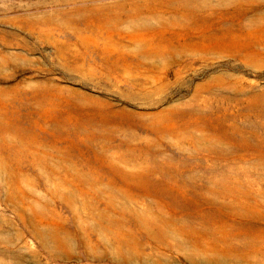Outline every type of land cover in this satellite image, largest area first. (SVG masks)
Segmentation results:
<instances>
[{"label": "rangeland", "instance_id": "374dc122", "mask_svg": "<svg viewBox=\"0 0 264 264\" xmlns=\"http://www.w3.org/2000/svg\"><path fill=\"white\" fill-rule=\"evenodd\" d=\"M0 264H264V0H0Z\"/></svg>", "mask_w": 264, "mask_h": 264}]
</instances>
